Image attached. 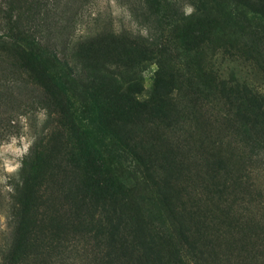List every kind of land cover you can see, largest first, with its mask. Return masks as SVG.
I'll list each match as a JSON object with an SVG mask.
<instances>
[{
    "label": "rangeland",
    "instance_id": "rangeland-1",
    "mask_svg": "<svg viewBox=\"0 0 264 264\" xmlns=\"http://www.w3.org/2000/svg\"><path fill=\"white\" fill-rule=\"evenodd\" d=\"M157 1L160 5L147 0H0V37L14 25L13 16L51 58L74 54L91 77L99 68L104 79L114 82L109 84L133 114L126 124L114 126L115 133L102 132L92 101L75 81L69 89L65 85L62 108H71L73 133L104 147L108 167L146 225L176 244L184 230L197 245L195 250L182 245L189 264H264V117L257 135L261 141L248 140L254 112L246 117L244 105L238 106L243 101L247 107L248 101L235 92L229 95L237 85L250 88L261 96L264 115V0ZM189 4L195 11L186 15ZM199 20L211 25L208 40L186 51L181 41L185 25ZM2 40L0 264H147L138 245L112 251L107 234L94 239L70 231L88 209L76 198L81 173L66 144L73 134L59 113L64 97L19 68L15 55L2 50ZM131 45L138 52L130 54ZM142 48L152 53L143 55ZM170 73L175 111L163 124L134 107L149 102ZM34 150L40 154V172L29 234L20 243L18 233L24 230L16 189L23 162ZM212 162L221 163L217 174ZM212 176L216 180L211 182ZM17 243L28 250L15 256Z\"/></svg>",
    "mask_w": 264,
    "mask_h": 264
},
{
    "label": "trees",
    "instance_id": "trees-1",
    "mask_svg": "<svg viewBox=\"0 0 264 264\" xmlns=\"http://www.w3.org/2000/svg\"><path fill=\"white\" fill-rule=\"evenodd\" d=\"M147 1L151 4L160 5L157 0ZM163 11L167 14L166 10ZM10 20L14 25L10 24L7 29V35L0 37V39H4L2 40V50L11 51L15 55L19 68H23L30 74H35V78L43 83L45 88L50 86L61 92L64 97L60 98L58 102L59 113L64 118L68 131L73 134L72 136L68 134L69 142L66 144H69L68 146L70 147L68 153L75 158L76 165H74V168L81 173V178L78 182L79 186L76 187V198L80 200L82 206H86L88 209L86 214L80 216L77 224L72 223L70 231L80 232L85 235L91 234L94 239L101 238L107 234L109 236V249L112 251L118 248V250L125 252L126 249L132 250L138 245L140 246L139 250H143L142 256L146 258L147 264H189L182 254V245L193 250L197 248V245L195 243L192 244L193 242L184 230H180L179 241L176 244L168 234L152 231L151 227L146 225L147 222L144 220L141 210L135 203L128 201V192L114 177L108 167L104 147L96 146V143L85 134L77 131L73 133L75 125L70 116L71 108L67 106L62 108L63 102L67 97L68 86L71 81H75L82 90L84 89L85 94L92 101L94 105L93 114L98 116L103 129L102 132L115 133L112 130L114 126L120 122H124V124L129 122L126 119L130 118L132 113L122 101L124 96L117 90L115 91L112 85L109 84L111 82L114 85V82L104 79V76L99 74L102 71L98 72V70H101L99 68L95 69L91 77L84 68H79V62L74 54L69 59L66 57L58 59L53 56L51 58L42 49L38 41L21 29L16 18L12 16ZM210 29L211 25L206 20L186 23L184 33L181 36L183 49L192 51L200 48L208 40L207 33ZM122 45L127 48L125 43ZM129 48L132 50L129 52L130 54L138 52L136 46L132 47L131 45ZM142 49L143 55H148L149 52L152 53L151 50ZM126 58L127 63H130L131 57L128 56ZM44 77L45 79H42ZM174 80L173 74H168V79L162 81L160 88L155 92L156 95L149 102H136L138 106L134 107V109L138 110L141 107L143 111L146 110L145 113L148 116L164 124L165 120L175 111L172 102ZM65 85H67L68 89ZM222 86L226 88L227 85L223 82ZM234 92L240 99L243 98L248 101L247 107H245L243 101L238 106L241 108L244 105L245 115L248 111L254 112L255 121L250 128L251 136L249 135L247 139H255L257 138L258 130L261 129V115L264 117L263 113L261 114V108L263 107L261 96L248 87L239 88V85L232 87L229 90V95ZM257 139L256 142L258 144L261 139ZM40 165V154L37 155L34 150L32 156L23 162L19 183L17 184L18 215L20 223L23 224L20 229L24 230L18 233L20 243L29 234L32 220L30 209L34 204L33 195L40 172ZM220 167V162H212L211 164L214 174H217L216 170L220 169ZM149 178L157 185L154 176H149ZM209 180L212 182L216 178L212 176ZM165 183L168 184L167 180H165ZM164 196H167L165 198L166 204L172 208L171 198L168 193H165ZM173 210L172 208V212ZM262 235H264V227L261 228V246L262 242H264ZM23 249L28 250L26 245L22 248L18 244L11 253L16 256ZM198 254L202 256L204 251H198ZM4 262L5 264H18V261L15 260L8 263Z\"/></svg>",
    "mask_w": 264,
    "mask_h": 264
},
{
    "label": "clouds",
    "instance_id": "clouds-1",
    "mask_svg": "<svg viewBox=\"0 0 264 264\" xmlns=\"http://www.w3.org/2000/svg\"><path fill=\"white\" fill-rule=\"evenodd\" d=\"M195 11V8H194V6H192V5H185V7H184V12H185V14L186 15H190V14H192L193 12Z\"/></svg>",
    "mask_w": 264,
    "mask_h": 264
}]
</instances>
